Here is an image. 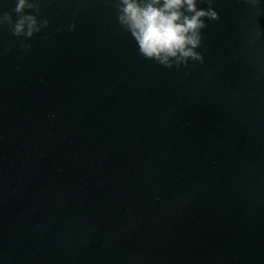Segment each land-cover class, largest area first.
<instances>
[{
  "label": "water",
  "instance_id": "water-1",
  "mask_svg": "<svg viewBox=\"0 0 264 264\" xmlns=\"http://www.w3.org/2000/svg\"><path fill=\"white\" fill-rule=\"evenodd\" d=\"M214 7L187 75L110 0L0 29V264H264V7Z\"/></svg>",
  "mask_w": 264,
  "mask_h": 264
},
{
  "label": "clouds",
  "instance_id": "clouds-1",
  "mask_svg": "<svg viewBox=\"0 0 264 264\" xmlns=\"http://www.w3.org/2000/svg\"><path fill=\"white\" fill-rule=\"evenodd\" d=\"M41 0H14L11 11L0 10V29L10 27L12 35L32 39L50 24L39 18ZM120 27L130 34L138 46V54L163 68L187 69V75L204 56L197 51L203 41L208 21H218L217 0H110ZM205 3L207 7L198 5ZM253 8L264 7V0H243ZM32 10V11H28ZM33 12L35 14H33ZM15 15V19L13 16ZM75 22L67 29L74 31ZM30 50V44H21Z\"/></svg>",
  "mask_w": 264,
  "mask_h": 264
}]
</instances>
